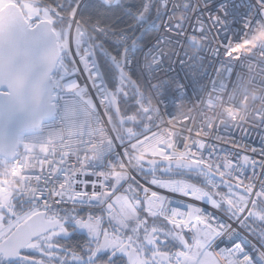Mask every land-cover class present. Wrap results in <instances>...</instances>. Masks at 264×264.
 Returning a JSON list of instances; mask_svg holds the SVG:
<instances>
[{
  "label": "snow or ice",
  "instance_id": "obj_1",
  "mask_svg": "<svg viewBox=\"0 0 264 264\" xmlns=\"http://www.w3.org/2000/svg\"><path fill=\"white\" fill-rule=\"evenodd\" d=\"M257 127L264 0H0V264H264Z\"/></svg>",
  "mask_w": 264,
  "mask_h": 264
},
{
  "label": "built area",
  "instance_id": "obj_2",
  "mask_svg": "<svg viewBox=\"0 0 264 264\" xmlns=\"http://www.w3.org/2000/svg\"><path fill=\"white\" fill-rule=\"evenodd\" d=\"M237 2H240V0H237ZM235 27L239 28V25L237 24V25H235ZM173 67H174L175 71L172 74H174V75L179 74V76L181 78H183L184 72L180 70L178 65H174ZM130 71H132L135 74L137 69L135 68V66H133L132 68H130ZM208 72L212 73V67L211 66L208 67ZM201 83H206V84H209V86H210L209 77H205L201 81ZM196 103H197V97L195 96V94L193 92V86L190 83L189 87L187 89V94L184 97V99L182 100V102L179 105L170 104L167 106L166 113L164 114V117H163L165 122H167L170 119V116L168 115V113L171 114V117H175L177 120H182L183 116L186 114H191V115L195 116L196 112L189 113L188 110L193 108V106ZM105 119H106V117H105ZM190 124H191V122H189V125ZM245 127L247 128L248 126L245 125ZM152 131H156V128L154 127L152 129ZM145 134L147 135L148 133H145ZM187 134L188 133L186 130L182 133V135H187ZM214 134H216V133H214ZM218 134L226 135L229 137V139H234L239 144L246 146V148L255 147V148H257V150H259V148L261 147V137L264 136V128H261V127L249 128L247 133L242 132L240 129H236L235 131H233L231 133H225V132H223V130H221ZM181 147H182V144H181ZM223 147L226 150H233L231 144L223 145ZM146 181L147 180L145 179L142 182L146 183Z\"/></svg>",
  "mask_w": 264,
  "mask_h": 264
},
{
  "label": "bare ground",
  "instance_id": "obj_3",
  "mask_svg": "<svg viewBox=\"0 0 264 264\" xmlns=\"http://www.w3.org/2000/svg\"><path fill=\"white\" fill-rule=\"evenodd\" d=\"M143 183H144V182H143ZM169 195L172 196V199H173L174 201H178V200H180V199H185V200H186V198H183V197H180V196H177V195H174V194H169ZM186 202H188V201L186 200ZM200 206H201V207H204V208H207V207H208L206 201H204V202H200Z\"/></svg>",
  "mask_w": 264,
  "mask_h": 264
},
{
  "label": "trees",
  "instance_id": "obj_4",
  "mask_svg": "<svg viewBox=\"0 0 264 264\" xmlns=\"http://www.w3.org/2000/svg\"><path fill=\"white\" fill-rule=\"evenodd\" d=\"M150 178H151V177L149 176V177L146 178V180H148V179H150Z\"/></svg>",
  "mask_w": 264,
  "mask_h": 264
}]
</instances>
